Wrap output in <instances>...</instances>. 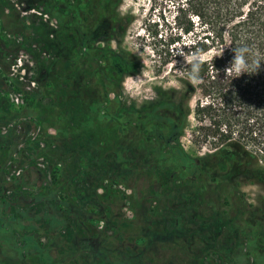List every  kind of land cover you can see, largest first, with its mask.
Returning <instances> with one entry per match:
<instances>
[{
	"label": "trees",
	"instance_id": "1",
	"mask_svg": "<svg viewBox=\"0 0 264 264\" xmlns=\"http://www.w3.org/2000/svg\"><path fill=\"white\" fill-rule=\"evenodd\" d=\"M173 2L159 54L178 85L137 107L124 103L123 80L145 63L101 43L125 30L121 0H0V131L17 138L19 179L34 180L19 183L32 205L23 210L67 228L55 243L85 264L259 261L264 220L223 212L218 188L231 175L216 168L238 165V178L264 186V61L240 75L228 68L242 43L264 59V0ZM20 60L24 76L13 72ZM192 115L194 135L213 147L204 156L181 142ZM21 238L23 255L31 239Z\"/></svg>",
	"mask_w": 264,
	"mask_h": 264
},
{
	"label": "rangeland",
	"instance_id": "2",
	"mask_svg": "<svg viewBox=\"0 0 264 264\" xmlns=\"http://www.w3.org/2000/svg\"><path fill=\"white\" fill-rule=\"evenodd\" d=\"M173 0H121L120 10L128 17L123 18L124 32L108 34L102 43L107 48H118L127 58H142L145 67L140 73L131 74L124 78V102L126 105L134 103L137 107L149 100L157 101L160 94L156 93V87L177 86L172 65L169 64L165 71H161L162 58L159 52L163 48L166 36L170 33L174 5ZM113 32V30H111ZM132 101V102H131ZM196 121L191 116L190 124L181 138L184 148L194 156H204L212 152L213 147L207 142L200 141L194 130ZM238 172V165L235 171ZM245 174V172L243 173ZM236 179L235 188L237 196L243 194L245 200L253 209H264V186L260 183L249 181L243 177ZM264 220V218H261ZM144 225V222H142ZM153 253L163 257V245L153 242ZM264 244L262 248L252 247L253 254L258 258L257 264H264ZM151 253V254H153ZM253 264V263H248Z\"/></svg>",
	"mask_w": 264,
	"mask_h": 264
},
{
	"label": "flooded vegetation",
	"instance_id": "3",
	"mask_svg": "<svg viewBox=\"0 0 264 264\" xmlns=\"http://www.w3.org/2000/svg\"><path fill=\"white\" fill-rule=\"evenodd\" d=\"M15 97L16 95L12 96L14 102L10 99L11 103L16 104ZM17 147L16 137H3L0 131V264H85L81 251L69 255V247L65 243L62 245L55 243L64 238L62 233H65L67 228L50 227L48 218L45 216L46 211L34 209L28 215L24 212V208L32 207V205H26L28 199L23 195V192L29 188L20 187L19 183H32L34 180L19 179ZM236 166L228 165L226 171L216 168L223 174L228 172L231 175V180L218 188L221 209L235 218L243 216L249 222L252 219L257 220L258 217L264 218V212L253 209L243 194L237 196L234 183L236 181L234 178L238 177V172L235 171ZM212 186L215 188L217 185ZM20 220L24 222L25 227H20ZM4 233L5 239H3ZM24 235L31 239V243L29 250H25L22 255L18 248L19 240ZM22 244H26V241Z\"/></svg>",
	"mask_w": 264,
	"mask_h": 264
},
{
	"label": "clouds",
	"instance_id": "4",
	"mask_svg": "<svg viewBox=\"0 0 264 264\" xmlns=\"http://www.w3.org/2000/svg\"><path fill=\"white\" fill-rule=\"evenodd\" d=\"M235 55L230 62V66L228 68H232L239 75L244 72H248L249 67L251 66L253 72L256 71L262 61L264 59L256 56L253 53L251 46L247 43H242L238 47H234L233 49ZM178 54H183L182 52ZM203 58L201 56L200 50H197L191 56L189 61L190 71L188 73V78L190 82L197 83L200 80V73L203 66Z\"/></svg>",
	"mask_w": 264,
	"mask_h": 264
},
{
	"label": "built area",
	"instance_id": "5",
	"mask_svg": "<svg viewBox=\"0 0 264 264\" xmlns=\"http://www.w3.org/2000/svg\"><path fill=\"white\" fill-rule=\"evenodd\" d=\"M13 72L16 74V75H21V76H24L26 74V68L24 67V62L23 60H20L16 63V65L14 66L13 68ZM15 101L16 103H19L22 101V97L21 95H16L15 97Z\"/></svg>",
	"mask_w": 264,
	"mask_h": 264
}]
</instances>
